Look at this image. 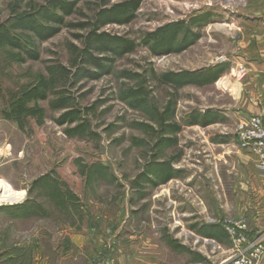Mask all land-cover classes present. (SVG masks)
<instances>
[{
    "label": "rangeland",
    "instance_id": "1",
    "mask_svg": "<svg viewBox=\"0 0 264 264\" xmlns=\"http://www.w3.org/2000/svg\"><path fill=\"white\" fill-rule=\"evenodd\" d=\"M12 1H0L3 22L10 18ZM47 1L26 0L22 11ZM127 1L132 0H82L58 35L35 41L41 53L38 62L18 63L11 56L18 51L0 50V182L6 193H24L16 204H0V264H153L152 254L159 264H195L194 256L176 251V245L201 249L206 264L221 263L217 247L197 241L193 227L216 224L224 196L232 192L238 128H226L231 118L224 109L234 102L246 77L238 80L234 59L243 23L264 17V0H141L132 21L99 30L133 41L136 50L122 57L94 53L96 58H113L107 75L55 88L69 98L72 108L82 111L89 133L67 135L80 122L59 123L68 110L54 111L49 105L59 95L39 103L45 109L42 123L27 117L21 125L5 118L26 90L37 86L40 77H49L48 67L61 64L73 72L82 67L96 73L93 66L77 64V53L85 47L101 9ZM208 14L209 22L191 26L199 38L181 53L154 56L144 44L148 35L169 23L190 25L192 19ZM214 67L224 73L211 85L178 89L161 81L171 72L199 73ZM232 77L238 89L230 84ZM167 107L169 123L180 127L174 135L179 142L155 157L157 118ZM209 112L218 115L212 126L193 124ZM173 158L177 178L159 186L135 184L156 159ZM101 164L110 176H84L85 168ZM46 174L59 181L65 193L74 194V204L65 200V207L58 206L48 192L33 187ZM26 205L41 209L31 218L13 215Z\"/></svg>",
    "mask_w": 264,
    "mask_h": 264
},
{
    "label": "trees",
    "instance_id": "2",
    "mask_svg": "<svg viewBox=\"0 0 264 264\" xmlns=\"http://www.w3.org/2000/svg\"><path fill=\"white\" fill-rule=\"evenodd\" d=\"M25 1L13 0L9 4L11 10L10 18L6 22L0 20V50L13 49L18 51L19 53L17 54L12 53V59L23 64L26 61H40L41 53L35 47V41L45 42L58 35L64 27H67V17L75 14L82 0H49L45 6H38L30 10L22 11ZM140 5L141 0L127 1L124 4L115 5L110 9H101L96 16L93 30L85 38V47L77 53V64L93 66L97 69L96 73L86 72L84 69L82 70V67H79L76 72H73L61 64L48 67L47 73L49 77H40L37 86L26 90L12 104V109L10 112H6L5 118L10 121H16L21 125L26 121L25 119L27 117H32L42 123L45 117V109L40 107L39 103L49 100L51 95H59L56 101L49 102V105H51L54 111L68 110L62 115L59 123L71 125L80 122L77 126L67 130V135L69 137H84L89 133L90 125L88 122L82 121V111L72 108L73 106H71L69 98L63 92L55 90V88L60 83H69V81L76 83L84 79V77L97 80L107 75V72H109L114 62L112 60L113 58H96L94 53L100 52L122 57L127 53L134 52L137 45L133 41L112 36L105 32L101 33L99 30L111 24L123 25L126 22L132 21ZM210 20L211 14H208L192 19L190 25H187L184 21L169 23V25L161 27L153 34L148 35L145 38L144 44L147 45L154 56L181 53L186 48L194 45L199 38V34L192 32L191 26L198 27ZM82 27L87 26L83 24ZM223 73L224 69L218 67L199 73L186 71L185 73L171 72L170 74L164 75L161 81L165 85L178 89L184 88L186 85L199 87L214 84ZM169 112H171V108L167 107L166 111L159 114L157 118L160 129L157 132L159 138L154 146V149L157 151L155 157H158L161 151L178 145L179 142L178 138L174 135L181 130L179 126L169 123ZM217 119V114L209 112L208 116H204L201 119L200 117H196L193 124L208 126L214 124ZM174 161L176 160L158 162L156 159L150 164L148 174L145 173V176L141 179V183L139 181L135 184L141 186L142 183L145 184L148 182L153 186H159V184L169 183L179 176V173L173 166ZM83 174L91 180L94 177L107 178V176H110L108 175V168L102 164L89 169L85 168ZM110 178L111 182H114V179L112 177ZM33 187H40L48 192L49 199L56 202L58 206L65 207V200H70L72 203L75 202L76 197L74 194L71 192L65 193L62 189V184L56 181V179H53L49 174L36 180ZM18 209L22 210L20 211L22 213L14 212L15 214L13 215L15 217L21 214V216L31 218L37 215L41 207L35 205L29 207L26 205ZM203 230V234L213 236L217 239L220 238L223 232L220 226H204ZM169 245L173 247V243H169ZM174 249L178 251L187 250L179 245L174 246Z\"/></svg>",
    "mask_w": 264,
    "mask_h": 264
},
{
    "label": "crops",
    "instance_id": "3",
    "mask_svg": "<svg viewBox=\"0 0 264 264\" xmlns=\"http://www.w3.org/2000/svg\"><path fill=\"white\" fill-rule=\"evenodd\" d=\"M243 25L244 35L234 59L238 67L244 65L248 72L241 82V89L233 97L234 102L229 103L224 109L227 118H231L227 129H237L245 119L251 116L259 115L264 118V17L246 20ZM232 81L234 82L230 84L234 85V89H238L237 81L233 77ZM235 139L237 142L236 137ZM236 144L238 146V142ZM236 157L238 158L236 169H234L236 178L232 184L231 194H226L220 205L217 213L218 222L193 227L197 241L206 240L217 247L216 254L222 258L220 264L232 262L233 249L228 233L220 225L223 219H246L250 237L264 238V172L259 168V157L248 151H241L239 147ZM204 226H220L222 235L219 239L205 235L203 234ZM180 252L192 254L196 260L195 264L207 263V259L203 256L204 251L201 249L187 248ZM152 256H154L153 264H159L160 260L156 254Z\"/></svg>",
    "mask_w": 264,
    "mask_h": 264
},
{
    "label": "built area",
    "instance_id": "4",
    "mask_svg": "<svg viewBox=\"0 0 264 264\" xmlns=\"http://www.w3.org/2000/svg\"><path fill=\"white\" fill-rule=\"evenodd\" d=\"M244 65L238 67V80L247 75ZM236 138L241 151H248L259 157V168L264 172V118L251 116L245 119L238 127ZM228 233L233 245V264H264V238L249 235V225L246 219L225 218L220 222ZM110 264H116L111 261Z\"/></svg>",
    "mask_w": 264,
    "mask_h": 264
},
{
    "label": "bare ground",
    "instance_id": "5",
    "mask_svg": "<svg viewBox=\"0 0 264 264\" xmlns=\"http://www.w3.org/2000/svg\"><path fill=\"white\" fill-rule=\"evenodd\" d=\"M24 199V193H18L15 195H11L6 193L3 184L0 182V204H16Z\"/></svg>",
    "mask_w": 264,
    "mask_h": 264
}]
</instances>
